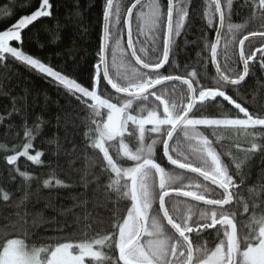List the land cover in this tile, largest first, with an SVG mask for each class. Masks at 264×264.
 Masks as SVG:
<instances>
[{"label":"snow or ice","instance_id":"snow-or-ice-1","mask_svg":"<svg viewBox=\"0 0 264 264\" xmlns=\"http://www.w3.org/2000/svg\"><path fill=\"white\" fill-rule=\"evenodd\" d=\"M232 5L233 0H226V3L213 0L218 25L209 21L207 27L214 29L215 39L202 37L207 41L205 48L215 66L212 77L215 83L211 85L202 83L203 76L196 70L184 75L176 71L179 66L173 61L179 54L177 39L184 34V21L189 17V11L181 7L177 13L174 0H168L166 9L160 0H152L148 4L144 0L131 3L124 18L126 47L120 38L114 37V33L123 31L117 27L121 21L119 8L114 5V0H105L99 50L86 79L73 75L78 66L56 70L40 58L10 46V42H22L23 30L34 22L52 16L50 0H39L34 11L20 16L14 24L0 31V61L10 54L45 78H51L72 101L83 106L82 111L91 113L87 117L89 123L84 125L88 132L84 133L85 143L80 150L85 153L93 150V154L86 158L92 162L91 167L100 169V173L86 170L81 177L84 187L96 183L97 191L106 193L107 189H115L117 201L124 197H130L131 201L130 208L125 205L126 216L121 214L114 223L111 222L112 217L109 218L105 234L71 242L73 234L69 233L40 247L32 242L35 233L31 229L46 222L43 214L38 213L39 219H34L29 226L25 219L27 214L17 213L18 219L11 222V227L25 239L6 236L0 242V264H85L86 259L96 264H264V210L259 216L254 213L249 230L238 235L235 214L225 209L237 196L234 190L239 185L234 176L241 184L244 183L248 175L244 169L248 167L252 155L264 153V143L254 141L250 147L244 148L247 154L244 160L225 162L222 156H230L231 152H218L213 141L201 131L211 129L215 135L218 128L236 132L257 127L264 129V114L250 112L238 90L250 74V62L259 59L260 71L264 72V46L256 48L254 44L258 40L264 45V0H258L256 5L260 12L261 29L251 31L237 42L239 61L243 64L241 72L233 71L229 64L218 60L220 37L231 18ZM134 9H138L135 21ZM177 14L179 19H176ZM141 22L153 30L151 55L143 46L144 42L139 40L143 31L139 26ZM134 23L137 25L135 29ZM227 26L232 31V25L229 23ZM113 40L114 43L110 44L109 41ZM253 48H256L255 52ZM118 56L121 58L119 65L116 63ZM177 83L183 88L180 98L175 95ZM170 85L172 90L168 91ZM232 89L237 90L236 98L229 94ZM217 98L233 106L235 118L201 115L211 109L212 102ZM16 102L17 98H13V103ZM74 111L70 106L55 118L57 129L63 125L64 138L72 143L71 149H64L58 134H54L49 141L57 144V152L63 149L66 155L72 157L68 161L69 167L74 163L80 147L74 143V138L83 124V121L77 123L78 114L73 115ZM13 112L21 113L25 119L28 116L23 105L21 108L14 107ZM240 114H243L242 118ZM34 131L25 123L24 135L28 142L22 144V150L17 149L15 154L6 157L8 165L16 166L21 157L37 165L41 163L43 153L37 151L30 154L29 151L33 147L30 141ZM231 163H235L234 170H230ZM14 170L26 181L32 179L26 171L18 167ZM103 174L109 177L107 186L99 184ZM113 174L117 179H112ZM89 176H93L94 180H89ZM261 176L264 178V170ZM11 178L15 179L14 176ZM51 183L45 180L44 186L48 187ZM55 184L60 185L61 181L56 180ZM260 188L264 189V184ZM29 196L30 193L25 192L24 199ZM181 197L206 207L201 210L197 206L193 210L188 206L185 211V201H181ZM2 198L8 201L9 193L3 192ZM108 199L105 195V200ZM79 203L86 204L87 200ZM261 207L264 209V205ZM244 210L248 211L246 203ZM67 211L71 212V209ZM111 211L115 217L119 209ZM90 216L86 213L83 220L88 221ZM73 223L79 232L92 227L91 223L82 224L80 216H76ZM64 226H67V220ZM209 229L214 230L218 242L214 247L201 245L194 248L190 234L195 232L196 238H199L203 232L211 237ZM63 231L61 227L59 232ZM26 239L29 243H25Z\"/></svg>","mask_w":264,"mask_h":264},{"label":"trees","instance_id":"trees-1","mask_svg":"<svg viewBox=\"0 0 264 264\" xmlns=\"http://www.w3.org/2000/svg\"><path fill=\"white\" fill-rule=\"evenodd\" d=\"M134 1H114V5L119 8L121 14L120 25L117 27L123 29L119 33H114V37L120 38L125 47L124 18L127 7H130ZM50 2L53 5L52 16L43 17L34 22L33 25L23 30L22 42L13 41L10 45L20 48L26 54L40 58L42 62L50 64L56 70L73 69L78 66V71L73 72V75L86 79L99 50L105 0H50ZM144 2L148 4L152 0ZM160 2L166 9L167 0H160ZM174 2L177 5V13L181 7L189 11V17L184 21V34L177 39L179 54L173 61L179 66L176 71L184 75L196 70L203 76L202 83L214 84L212 77L215 71L210 60V52L205 48L207 41L202 39L206 36L208 40L214 41L215 38L214 29L207 27L209 21L218 25V14L214 16L213 0H174ZM222 3H226V0H222ZM38 4L39 0H0V31L14 24L20 16L30 14L38 7ZM257 4L258 0H233L231 18L227 21L220 38L218 60L222 64H229L235 72H241L243 69L238 56V40L249 35L251 31L260 30L262 26ZM137 11L138 9L134 11V21ZM225 11L227 14V9ZM8 13L11 15L9 16ZM176 19H179L178 14ZM229 23L232 25V31L228 29ZM133 26L135 29L136 23ZM139 26L143 29L139 40L144 42L143 46L149 50L151 55L153 30L143 22ZM185 40L188 41L187 45H185ZM109 43H114V40ZM254 44L256 48L264 46L258 40L254 41ZM245 45L247 46V42ZM256 48L252 51L255 52ZM256 55L259 57L260 54L257 52ZM109 61L112 62L111 56ZM120 62L121 58L118 56L116 63L119 65ZM113 71L115 72L116 69L113 68ZM171 90L170 85L168 91ZM175 90V95L178 98L182 97L181 84L177 83ZM238 90L250 112L264 114V72L260 71L259 59L254 63L250 62V74L243 82V87ZM236 91L232 89L229 94L236 98ZM21 97L25 99H19ZM13 98H17L15 104ZM22 105L28 112L26 119L21 113L13 112L14 107L21 108ZM70 106L75 109L73 115L78 114L77 123L81 124L83 121L74 138V143L80 147H78L71 167L68 161L72 157L66 155L63 149L57 152V144L49 142L54 134H58L59 142L64 145V149H71L72 143L64 138L63 125L59 129L55 126L56 116ZM82 107L72 101L71 97L65 94V90L54 84L51 78H45L36 70L11 57L10 54L5 60L0 61V145L4 146L0 147V242L6 236L25 239L22 234H17V231L11 227V222L18 219L17 213L27 214L25 219L29 226L32 225L34 219H39L38 213L43 214L46 222L39 223L37 227L31 229L35 233L31 240L37 247L46 246L58 237L69 233L73 234L71 242L96 238L97 235L105 234L110 217H112L111 222L114 223L121 214L126 216L125 205L131 207L130 197L117 201L115 189H107L105 193V191L96 190V183H90L87 187L83 185L81 177L86 170L90 169L99 174L100 169L91 167L92 162L86 158L93 154V150L89 149L87 153L80 150L85 143L84 133L88 132V128L84 125L89 123L87 117L91 116L90 112L82 111ZM201 115L214 118H235L236 110L222 98H217L212 102L211 109ZM240 116L242 118L243 114ZM37 117H40V120H37ZM44 121H50V123H44ZM25 123L29 128L35 129L30 141L33 147L29 151L30 154H35L37 151L42 152L41 163L37 165L21 157L16 166L8 165L6 157L15 154L17 149L22 150V144L28 142V138L24 135ZM201 131L213 141L218 152H231L230 156H222L225 162L244 160L247 155L243 151L244 148L250 147L254 141L264 143V129L259 127L249 128L246 132L218 128L215 130V135L212 134L211 129H201ZM237 144L240 145L239 148L236 147ZM16 167L29 173L32 179L26 181L20 177L14 170ZM234 169L235 163H231L230 170ZM262 170H264V153L257 152L252 155L248 167L244 169L248 173L244 183L241 184L238 177L234 176L239 185V188L234 190L237 196L225 209L235 214L234 223L238 235L249 230V223L254 213L259 216L264 210L261 207L264 205V189L260 188V185L264 184V178L261 176ZM12 176L15 179H12ZM88 179L94 180V177L89 176ZM112 179H117L114 174ZM45 180L52 182L50 186H44ZM56 180H60L61 184L56 185ZM109 182L106 174L100 175L99 184L107 186ZM120 183L123 184L124 181L121 180ZM3 192L9 193L8 201L3 200ZM25 192L30 193L26 200L24 199ZM105 195L109 198L108 200H105ZM179 199L185 201V211L188 206H191L193 210H196L197 206L201 210L206 207ZM22 200L23 203H21ZM81 200H87V203L80 204ZM245 203L248 205L247 212L244 210ZM113 208L119 209L115 217L111 211ZM69 209L71 212L67 211ZM86 213L91 214L88 221L83 220ZM76 216L81 217L82 224L91 223L92 227L84 229L83 232L77 231L73 223ZM197 218L194 217V219ZM65 220H67L66 227L64 226ZM96 221H102V223ZM61 227L64 228L63 233L59 232ZM208 232L212 233L211 237L203 232L200 233L199 238H196L195 232L190 234L194 248H199L201 245L214 247V244L218 242L215 240L216 233L212 229ZM25 243H29V240L26 239ZM87 264H96V262L87 259Z\"/></svg>","mask_w":264,"mask_h":264},{"label":"water","instance_id":"water-1","mask_svg":"<svg viewBox=\"0 0 264 264\" xmlns=\"http://www.w3.org/2000/svg\"><path fill=\"white\" fill-rule=\"evenodd\" d=\"M115 1V0H114ZM144 1H146V0H144ZM135 2V1H134ZM133 2V3H134ZM167 3H168V0H167ZM135 11V9L133 10V12ZM127 14V13H126ZM103 24H104V21H103ZM102 29H103V27H102ZM125 30H126V28H125ZM221 38V37H220ZM215 39V38H214ZM126 41H127V33H126ZM247 41H245V43H246ZM212 66H213V69H214V71H215V66L212 64ZM242 67H243V64H242ZM109 88H110V86H108ZM112 91H114V90H112ZM181 199H184V200H187V201H191V199L190 198H183V197H181ZM191 202H193V203H197V204H199V202H195V201H191ZM233 202V201H232ZM199 205H202V204H199ZM225 207H227V206H225Z\"/></svg>","mask_w":264,"mask_h":264},{"label":"rangeland","instance_id":"rangeland-1","mask_svg":"<svg viewBox=\"0 0 264 264\" xmlns=\"http://www.w3.org/2000/svg\"><path fill=\"white\" fill-rule=\"evenodd\" d=\"M179 16V15H178ZM11 43V42H10ZM10 46H12V45H10ZM105 119H106V117H105ZM85 264H87V259H86V261H85Z\"/></svg>","mask_w":264,"mask_h":264}]
</instances>
